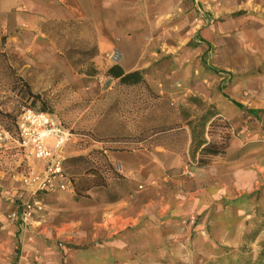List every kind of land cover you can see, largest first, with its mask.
Segmentation results:
<instances>
[{"label":"rangeland","instance_id":"rangeland-1","mask_svg":"<svg viewBox=\"0 0 264 264\" xmlns=\"http://www.w3.org/2000/svg\"><path fill=\"white\" fill-rule=\"evenodd\" d=\"M251 11L255 17L264 13L256 4ZM237 13L215 20L205 14L202 17L204 25L214 24L218 28L213 42L203 43L196 37L186 51L167 54L142 71L158 99H153L144 87L117 84L96 99H83L71 86L61 83L56 72L37 67L22 69L11 57L0 56V135L5 137L0 141V171L22 176L29 188L28 199L11 211L9 220L19 226L20 231L27 230L35 219L41 221L50 233L43 238L44 246L51 248L49 246L53 245L60 256L59 264H64L63 259L69 254L76 255L77 263L90 257L95 264H257L264 249V204L258 190L238 191L234 197L184 219L173 215L170 221L169 215L153 218L150 214L159 209L157 201L161 195L156 189L175 186L171 179L178 188L194 190L198 186L195 171L205 168L197 165V155L191 158L190 133L182 120L184 112L198 117L208 106L215 108L218 116L214 123L227 127L209 129L207 124L205 131L211 134H205L204 139L216 143L227 134L228 149H231L228 161L260 151L264 146V115L253 117L233 104L240 103L246 109L264 105V42H254L250 46L252 37L245 33L251 29L245 28L242 19L241 23L238 21ZM171 76L175 77L174 82ZM150 78L152 82L148 81ZM24 81L33 93L48 100L50 116L73 135L65 146L64 159L73 157L71 153L87 156L92 151H104L113 173L122 175L119 167L109 159V153L115 149L129 153L127 151L149 147L150 151L162 149L179 156L182 166L177 168L176 175L166 172L152 182L140 181L134 186V202L131 199L133 188L127 181L130 195L117 210L105 209L100 203L105 195L98 188L90 196L77 198L67 177L69 188L65 190L60 189L59 180L43 185L44 164L17 144L18 117L25 110L40 107L38 103L31 106V102H27ZM189 99H197L205 107L194 106ZM114 101L118 106L112 110V117L102 121V115ZM5 115H9L8 118ZM174 125L183 127V132H174L160 141L148 139L141 145L134 143L141 134L150 137L155 129ZM100 133H112L120 138L105 137L99 141L95 135ZM169 139L175 144L171 150L161 146ZM93 159L100 174H105L100 156ZM113 176L109 175L108 189L120 194L122 188ZM27 206L31 207L32 214L23 223L20 215ZM121 210L128 213V217L125 216L107 238L100 237L96 224ZM137 212L139 215L135 217ZM73 223L85 227L80 228L84 237L95 233L96 239L73 242L69 228ZM20 248V244L16 245L15 251L20 252ZM103 248L106 249L105 261L99 259Z\"/></svg>","mask_w":264,"mask_h":264},{"label":"crops","instance_id":"crops-1","mask_svg":"<svg viewBox=\"0 0 264 264\" xmlns=\"http://www.w3.org/2000/svg\"><path fill=\"white\" fill-rule=\"evenodd\" d=\"M253 4L264 12V0H0V53L17 61L22 69L37 67L56 72L59 81L71 86L79 97L96 99L117 83L104 75L115 65L126 74L144 71L167 54L186 51L196 37L203 43L213 42L218 28L214 24L204 25L205 14L215 20L238 12L235 16L238 21L242 19L245 28L251 29L245 33L252 37L250 46L264 42V13L255 17L251 11ZM91 49L96 51L90 61L98 74L87 77L75 73L71 62L76 56L67 52ZM113 54L116 59L112 58ZM242 107L247 114L249 110L259 111L256 116L250 114L253 117L264 115V105L254 109ZM230 152L229 148L224 156L214 158L211 165L196 169L198 186L194 190L178 188L171 179L175 186L156 189L161 197L157 201L159 209L150 212L152 217L166 214L170 221L173 215L184 219L244 190H258L264 204V146L235 161H228ZM109 159L132 186V202L136 200L134 186L140 181L152 182L166 172L176 175L177 168L182 166L179 156L162 149L109 153ZM28 189L22 176L0 171V264H59L60 256L53 245L44 246L43 238L50 233L41 221L35 219L27 230L20 231L9 220L11 211L28 199ZM123 201L104 204L105 209L117 210ZM126 214L121 210L96 224L100 228L99 236L111 235ZM138 215L137 212L135 217ZM81 226L79 223L69 226L72 241H94L97 235L89 233L84 237ZM18 244L20 252L15 251ZM103 249L101 261L107 258ZM75 257L69 254L63 259L64 264H95L90 257L77 263Z\"/></svg>","mask_w":264,"mask_h":264},{"label":"trees","instance_id":"trees-1","mask_svg":"<svg viewBox=\"0 0 264 264\" xmlns=\"http://www.w3.org/2000/svg\"><path fill=\"white\" fill-rule=\"evenodd\" d=\"M67 54L70 56H76L75 60H73L72 66L75 70V73L85 75L87 77H94L98 74V71L94 67L93 63L90 61L95 55L96 51L95 49H91L89 51H80V50H71L68 51ZM0 56L6 57L4 53H0ZM31 69V68H29ZM105 77L111 78L114 81H117V85L120 87H144L145 90L150 94L153 99H158V96L155 95L151 89L148 86V83L145 79L144 73L142 71H136L132 73H124L123 70L115 65L111 68H109L105 73ZM23 86L25 88V95L27 102H31V106H35L36 103L39 104V109L31 108L33 111L37 113H44L48 114V100L41 96L39 93H33L30 85L24 81ZM189 102H191L194 106H203L205 107L201 102H199L197 99H189ZM235 105L243 109L242 105L235 103ZM118 106V102L114 101L104 112L102 115V121L106 120L107 118L112 117V110L114 107ZM184 112V111H183ZM248 114H251L253 116H256L259 114V111L256 110H249ZM9 115H5V117L8 118ZM218 114L216 113V110L212 106H208L205 111H203L202 115L196 117L195 115H191L190 113L184 112L182 114V120L185 121V127L189 129L190 133V140H191V147H190V153L191 158L195 159L196 155L198 156L197 165L199 167H206L211 165L212 160L217 157H221L224 155L225 151L229 147V136L227 134H223L221 136L220 142H211L206 141L204 139V135H210L211 131H205V128L208 125L209 129H212L216 126L223 127V130L226 129V125H220L214 123V119L216 120ZM193 118V119H191ZM100 120V122H102ZM99 122V123H100ZM184 128L179 126H173V127H167L166 129L158 128L152 131L150 137H145L142 134L134 141L135 145H141L142 143L147 142L148 139H150V142H155L157 140L160 141L161 138L165 137L167 138V135H171L174 132H183ZM170 133V134H169ZM101 134V135H100ZM96 134L95 137L98 138V140H104L105 137H114V138H120V135H114L112 133H109L108 135H105L104 133ZM172 136V135H171ZM121 138L124 139V136ZM159 146V145H156ZM165 149L171 150L174 144L173 139H169V142L165 145H161ZM137 149V148H136ZM148 151H150V148H147ZM124 152L122 149L120 150H113L112 153H121ZM131 152V151H127ZM96 155L100 156L102 159V167H104L105 174H100L98 165L94 162V159ZM113 168L111 167L108 157L106 156V152L104 151H92L87 156H78V157H70L67 159H64L62 162V174L63 176L68 178V182L71 184V187L73 189V192L77 198L80 197H87L88 195L94 193L93 190L95 189H101L104 192L105 199L100 201L102 204H114L117 203L123 199H125L127 196L130 195V190L127 185V180L124 179L122 175H117L116 173H113ZM113 174L117 180H118V186L122 188V191L120 194H113L108 189V179L110 180L109 175ZM104 175H107L105 177ZM87 178V179H86ZM257 264H264V249L262 253L259 256L258 263Z\"/></svg>","mask_w":264,"mask_h":264},{"label":"built area","instance_id":"built-area-1","mask_svg":"<svg viewBox=\"0 0 264 264\" xmlns=\"http://www.w3.org/2000/svg\"><path fill=\"white\" fill-rule=\"evenodd\" d=\"M112 58H117L116 54ZM17 144L28 149L30 154L44 164L45 178L42 184H51L54 180L61 182L60 189L68 188L67 180L62 174L64 149L73 135L48 114L25 110L16 122ZM0 135V141L4 140ZM32 214L30 206L23 209L21 221L26 223Z\"/></svg>","mask_w":264,"mask_h":264}]
</instances>
